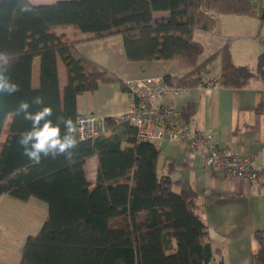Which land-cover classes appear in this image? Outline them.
Here are the masks:
<instances>
[{
	"label": "trees",
	"instance_id": "16d2710c",
	"mask_svg": "<svg viewBox=\"0 0 264 264\" xmlns=\"http://www.w3.org/2000/svg\"><path fill=\"white\" fill-rule=\"evenodd\" d=\"M218 13L264 18V5L260 0H58L34 17L18 11V0H0V50L11 54L10 75L21 87L16 95L0 98V137L11 116L0 149V196L38 197L48 203L45 221L27 236L18 264H209L214 252L196 190L174 189L172 163L159 169L160 147L140 139L133 122L123 120L133 127L124 147L104 132L82 139L71 162L60 157L33 166L16 143L29 122L13 110L20 100L42 95L56 113L77 123L78 95L117 79L84 55L77 41L57 33V26L71 25L96 37L120 34L129 60H177L186 71L165 73L166 83L242 88L258 79L264 86V51L255 66L238 63L226 38L202 57L205 46L194 32L214 31ZM37 57L40 83L35 86ZM59 58L67 72L64 86ZM218 58L219 75L205 80L202 73ZM183 114L190 118L185 109ZM107 120V130L117 124ZM95 153L99 166L92 185L85 163ZM255 236L254 264H264V229Z\"/></svg>",
	"mask_w": 264,
	"mask_h": 264
},
{
	"label": "crops",
	"instance_id": "0c3cea01",
	"mask_svg": "<svg viewBox=\"0 0 264 264\" xmlns=\"http://www.w3.org/2000/svg\"><path fill=\"white\" fill-rule=\"evenodd\" d=\"M219 18L220 16L216 14L217 24ZM54 30L77 41V46L84 55L106 67L111 75L117 78L100 82L96 89L80 93L77 98L79 113L94 112L107 118L119 116L128 111L132 105L131 93L125 86L127 80L138 77L163 79L165 73L183 74L186 71L185 68L183 70L173 68L170 61L174 59L129 60L124 44H121L124 43L123 38L122 41L117 38L120 34L96 37L93 32H85L71 25L57 26ZM105 39H114L109 41L118 44H92ZM221 45L216 44L213 51ZM213 51L208 54L206 52L204 57ZM262 51L264 45L256 46L250 55L242 60L238 59L235 50L232 53L236 62L255 66ZM59 61V82L64 86L67 72L65 65L62 66ZM220 69L221 60L218 58L207 71L202 73V76L205 80L214 79L219 75ZM33 70L34 85L38 86L39 57L34 60ZM163 102L182 112L185 109V112L190 114L189 121L194 131L212 134L220 147L231 152L243 153L255 166L264 168V86L260 80L256 79L250 86L242 88L224 87L219 84L190 87L179 95L164 98ZM10 121L11 116H8L0 137V149L7 137ZM132 128L131 122L122 121L112 124L105 135L110 136L111 141L115 143L120 141L124 147L129 144L128 136L133 131ZM157 145L160 147L159 169H163L166 161L172 163L174 189L179 191L185 186H191L198 194L200 214L206 223L214 252L209 264H220L221 261L223 264H254L253 256L258 247L255 234L257 230L264 229V175L252 181L228 176L206 166L203 153L192 150L185 141L174 142L162 139ZM98 166V153L86 159V175L92 185L97 180ZM2 199L15 207L22 208L28 205L29 201L35 205L41 204L35 202L37 200H30L32 197L20 200L12 195L3 194L0 196V201ZM15 218L21 229L37 223L31 219V215L23 211H17ZM21 235L18 234L22 237ZM14 241L15 237L12 236L10 243L7 242L6 252L0 254V264L20 262L21 256L12 255Z\"/></svg>",
	"mask_w": 264,
	"mask_h": 264
},
{
	"label": "built area",
	"instance_id": "2783aa9c",
	"mask_svg": "<svg viewBox=\"0 0 264 264\" xmlns=\"http://www.w3.org/2000/svg\"><path fill=\"white\" fill-rule=\"evenodd\" d=\"M260 1L264 5V0ZM125 86L131 93L132 105L125 113L111 117L115 123L133 122L142 140L185 141L192 150L203 153L206 166L228 176L252 181L264 175L263 167L255 166L243 153L220 147L212 134L194 131L181 110L163 102L166 97L186 92L187 87L166 83L160 77L133 78L127 80ZM107 123V117L94 112L81 113L77 119L83 139L106 132Z\"/></svg>",
	"mask_w": 264,
	"mask_h": 264
},
{
	"label": "clouds",
	"instance_id": "9594fccd",
	"mask_svg": "<svg viewBox=\"0 0 264 264\" xmlns=\"http://www.w3.org/2000/svg\"><path fill=\"white\" fill-rule=\"evenodd\" d=\"M58 0H18V11L39 17ZM13 59L7 50H0V98L14 96L21 91L11 75ZM15 116L29 122L30 127L18 134L16 143L21 154L33 165L63 157L71 162L74 151L83 137L80 127L71 116L58 114L45 103L42 95L22 99L13 110Z\"/></svg>",
	"mask_w": 264,
	"mask_h": 264
},
{
	"label": "rangeland",
	"instance_id": "374dc122",
	"mask_svg": "<svg viewBox=\"0 0 264 264\" xmlns=\"http://www.w3.org/2000/svg\"><path fill=\"white\" fill-rule=\"evenodd\" d=\"M217 15L220 16V18L213 32L201 29H196L194 32V37L205 46L203 57L206 55V52L208 54L210 51H213L216 44L225 43L226 38L231 44V51L234 52L235 50L240 60L246 59L256 46L264 45L262 41V37H264L263 16L234 13H218ZM117 36H119L117 38H120L122 41L121 35ZM109 40L114 39H105V41L92 44H118L116 42L111 43ZM59 60L60 64L64 66L61 58ZM170 65L173 68L183 70L176 60L170 61ZM34 83L35 80L33 81V84ZM30 200H37L35 202H41V204L36 203L37 205H35L32 201H29L30 203L22 208L9 204L5 199L0 201V254L1 252H6L7 242L10 243V239L14 236L15 241L12 242L14 246L12 255L16 257L21 256V245L25 242L24 239L30 234H36L41 229L48 213V203L38 197H32ZM17 211H23L25 214L31 215V219L37 223L25 226L23 229L19 228L18 220L15 218ZM19 233L22 234V237L18 236ZM9 254H11V252H9Z\"/></svg>",
	"mask_w": 264,
	"mask_h": 264
}]
</instances>
